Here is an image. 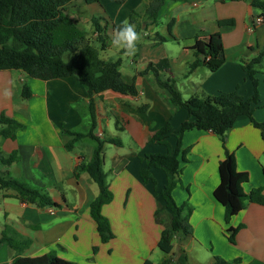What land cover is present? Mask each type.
I'll list each match as a JSON object with an SVG mask.
<instances>
[{
  "label": "crops",
  "instance_id": "obj_1",
  "mask_svg": "<svg viewBox=\"0 0 264 264\" xmlns=\"http://www.w3.org/2000/svg\"><path fill=\"white\" fill-rule=\"evenodd\" d=\"M149 2L103 0L100 4H86L83 0H72L65 6V11L69 7L70 12L66 13L73 21L85 23L92 15L103 18L106 49L100 51V57L108 59L113 54L115 57L110 59L120 58L123 79L134 78L135 96L113 90L89 96L74 75L40 80L28 78L20 70H0V115L20 123L13 139L0 135V150L5 154L16 151L18 156L17 161L0 165V170L44 188L57 204L38 207L19 200L14 190L0 188V236L10 229L25 238L28 243L21 255L37 256L53 251L79 264H142L146 259L151 264H162L165 255L158 262L150 256L164 228L154 213L163 204L160 192L166 177L161 169L151 168L155 183L144 182L139 170L145 166V154L173 150L176 145L173 132L192 117H188L185 108L169 103L153 72H138L148 62L166 59L168 68L159 73L163 78H173L184 98L199 90L209 94L236 90L243 98L252 96V83L240 59L250 58L262 49L264 12L252 6L250 0H164L157 20L146 27L142 25L137 32L134 54L128 56L112 44L115 26L127 21L132 10ZM256 17L262 21L252 26ZM145 18L142 13L139 20ZM220 20L231 22L219 23ZM214 32L221 34L223 63L215 71L198 65L188 72L194 59L191 46L195 39H205ZM155 33L166 40L156 42ZM255 77L261 101L253 105V117L263 122L264 58ZM22 82H27L31 89L28 99L20 96ZM90 99L96 113L95 134L120 140L119 145L104 143L102 149L103 169L113 195L101 208L114 235L107 243L100 241L89 213L97 185L86 172L78 177L73 174L77 163L89 157L93 144L83 139L67 151L60 134L62 128H82L87 122ZM166 122L172 133L165 143L149 141ZM2 127L0 124V130ZM181 143V149L189 152L185 161L180 160L181 173L172 196L177 204L186 202L191 210L188 221L192 234L185 238V243L197 242L210 249L208 264L212 263L213 255L230 264H264V204L246 202L226 223L224 208L213 196L219 182L218 163L224 155L219 138L211 131L193 128L183 133ZM225 145L234 153L237 169L248 173L249 179L242 185L244 192L260 187L264 193V140L259 129L247 116L240 115L226 132ZM228 227H239L233 243L227 239ZM184 244L180 249H184ZM93 246L97 247L96 252L92 251ZM16 255V249L0 242V262H11ZM176 255L174 249L173 257Z\"/></svg>",
  "mask_w": 264,
  "mask_h": 264
},
{
  "label": "trees",
  "instance_id": "obj_2",
  "mask_svg": "<svg viewBox=\"0 0 264 264\" xmlns=\"http://www.w3.org/2000/svg\"><path fill=\"white\" fill-rule=\"evenodd\" d=\"M72 0H0V70L16 69L23 72L28 78L49 80L58 77L74 75L79 83L87 90L89 96L105 90H113L122 94L135 96L137 89L134 78L130 81L123 79L120 70V58L104 59L100 51L106 49L103 35L104 27L101 25L103 18L92 15L90 22L93 26L95 37L90 39L84 30L78 28L76 23L65 11V6ZM86 4L98 3L103 0H83ZM123 3L125 0H113ZM226 1V0H222ZM164 0H151L149 4L136 8L128 16V22L135 31L147 26L149 22L157 20L158 12ZM250 4L264 12V0H250ZM146 18L139 20L141 14ZM230 20H220L219 23H230ZM121 24L115 26V30ZM171 26V23L169 24ZM156 42L165 41L166 38L158 33L153 35ZM194 59L189 63L188 72L198 65L215 71L224 61V46L219 32L209 34L205 39L196 38L193 45ZM123 52L124 50L121 49ZM264 58V45L262 49L250 58H241L240 63L246 71L253 87L250 98H243L236 90L209 94L203 90L192 93L184 98L175 86V80L162 78L160 71L167 70L168 62L161 59L157 62H148L138 72L145 74L153 72L158 85L164 90L169 103L175 107L186 109L188 117L179 128L173 132L176 145L173 150L165 153H147L144 155L145 166L139 170L144 182L155 179L150 173L151 168L161 169L165 174V183L160 195L162 205L155 210V218L159 223L165 222L160 232L157 247L164 253L162 264H187L188 256L184 249L174 258V237L185 239L192 234V227L188 218L190 208L186 202L177 204L172 196V190L178 184L181 173L180 160L185 161L186 151L181 149L182 135L186 130L198 129L213 132L221 141L223 158L218 163L219 182L213 190V196L224 208V220L230 218L245 207L246 202L264 204L262 188L256 187L249 192H244L242 185L248 181L249 176L245 171L236 167V158L233 152L226 148V132L233 126L236 118L245 115L254 127L259 129L264 140V121L258 122L253 117V105H258L260 96L258 80L255 77L257 69ZM32 95L27 82H22L20 96L28 99ZM0 124H3L0 135L3 138H14L15 130L20 123L13 118L0 115ZM97 125L93 101L90 99L87 106V122L82 128H62L60 134L64 139L63 145L67 151L83 139L93 141L90 155L87 159L80 160L74 167L73 174L78 177L86 172L97 185V194L89 203V213L96 224L100 241L107 243L114 237L109 219L102 214L101 208L112 200V192L106 181L103 169L102 149L104 143L120 144V140L113 137L101 138L95 134ZM172 133L169 122L162 125L150 137L149 141L165 143V138ZM16 151L8 154L0 150V165H9L17 161ZM0 188L12 189L19 200L35 204L38 207L57 206L44 188L36 187L21 178L12 177L8 171L0 170ZM164 216V218H163ZM163 219V220H162ZM166 220L167 223H166ZM237 228L226 229L227 239L233 243ZM179 240V239H177ZM0 242L16 249V255L11 262L0 264H79L77 262L59 257L53 251L37 256H24L20 252L27 245V240L13 230L2 232ZM96 252L97 247L93 246ZM235 259L234 261H237ZM142 264H151L146 259ZM211 264H230L229 261L213 255Z\"/></svg>",
  "mask_w": 264,
  "mask_h": 264
},
{
  "label": "rangeland",
  "instance_id": "obj_3",
  "mask_svg": "<svg viewBox=\"0 0 264 264\" xmlns=\"http://www.w3.org/2000/svg\"><path fill=\"white\" fill-rule=\"evenodd\" d=\"M68 13L70 12V9L69 7H67V10H66ZM74 21L76 22L77 26L79 29L81 30H84L86 32V35L90 38V39H93L94 38V30H93V26L90 22V20L88 22H85L83 23V21H79L78 19H74ZM91 24V27L88 28V27H85V25L87 24ZM170 44H173L174 43H170ZM110 57H115L113 54L109 56ZM124 60L127 62L128 59L127 57L124 56ZM163 78V77H162ZM182 85V84H180ZM182 89L183 87L186 89L185 86H181ZM261 101V99H260ZM259 101V102H260ZM86 142L90 143V144H94L91 140L87 139ZM189 150L186 151V154H188ZM90 155V154H89ZM163 220V219H162ZM168 220H166V223H167ZM161 225H164L165 222H161L160 223ZM179 239V240H177ZM173 243H174V249L176 250V254L178 255L181 251V247L184 243H185V239H181V238H177V237H174L173 239ZM184 250L185 252L187 253L188 255V262L187 264H194V262H199L201 264H208L209 263V259H211L210 256V249H207L204 248L202 245H200L199 243L197 242H191V241H187V243L184 244ZM113 247V245H111ZM176 255V256H177ZM164 256V253L158 249L157 247L154 248V250L151 252V256H150V259L153 260L154 262H158V258L159 257H163ZM175 256V257H176ZM165 257V256H164ZM174 257V258H175Z\"/></svg>",
  "mask_w": 264,
  "mask_h": 264
},
{
  "label": "clouds",
  "instance_id": "obj_4",
  "mask_svg": "<svg viewBox=\"0 0 264 264\" xmlns=\"http://www.w3.org/2000/svg\"><path fill=\"white\" fill-rule=\"evenodd\" d=\"M85 27L90 28L91 24L85 25ZM139 39L138 33L135 28L128 21H122L121 25L115 30V34L112 39V44L117 49H123L126 51L128 56L134 54L136 42Z\"/></svg>",
  "mask_w": 264,
  "mask_h": 264
},
{
  "label": "built area",
  "instance_id": "obj_5",
  "mask_svg": "<svg viewBox=\"0 0 264 264\" xmlns=\"http://www.w3.org/2000/svg\"><path fill=\"white\" fill-rule=\"evenodd\" d=\"M261 21H262V18H261V17H256V18L253 20V24H252V26L259 24Z\"/></svg>",
  "mask_w": 264,
  "mask_h": 264
}]
</instances>
